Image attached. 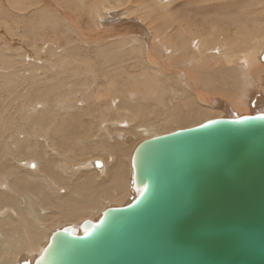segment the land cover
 <instances>
[{
    "label": "bare ground",
    "instance_id": "bare-ground-1",
    "mask_svg": "<svg viewBox=\"0 0 264 264\" xmlns=\"http://www.w3.org/2000/svg\"><path fill=\"white\" fill-rule=\"evenodd\" d=\"M4 11L62 53L29 90L0 75V264H34L54 230L80 234L134 199L140 141L264 112V0H0Z\"/></svg>",
    "mask_w": 264,
    "mask_h": 264
},
{
    "label": "water",
    "instance_id": "water-1",
    "mask_svg": "<svg viewBox=\"0 0 264 264\" xmlns=\"http://www.w3.org/2000/svg\"><path fill=\"white\" fill-rule=\"evenodd\" d=\"M131 165L134 199L54 230L34 264H264V112L142 140Z\"/></svg>",
    "mask_w": 264,
    "mask_h": 264
},
{
    "label": "rangeland",
    "instance_id": "rangeland-1",
    "mask_svg": "<svg viewBox=\"0 0 264 264\" xmlns=\"http://www.w3.org/2000/svg\"><path fill=\"white\" fill-rule=\"evenodd\" d=\"M58 6H60V5H58ZM12 11L16 12V14H17V13H19L20 10L18 11L17 9H15ZM20 14H25V16L30 15V13H28L26 11H22V12L20 11ZM1 15L5 19L2 16H0V41L2 40L0 43V53L3 52V54H5V55L8 54L6 56H8L9 60H11L12 58L13 59L11 61L8 60V63L10 64L9 68L6 69V67H5V69H3L4 67H1L0 75H4V76L10 75V77H11V75H13L14 78L17 77L16 81L18 84L17 85L18 89L20 90V88H21L22 90L26 91L27 89L25 90V88H28V90H29L30 86L32 87V86L38 85V83L40 81L47 79V78H50L55 73L61 71V67L57 66L56 63L54 62V60H55L54 56H56L57 52L62 53V50H61L62 48H61L59 42L53 37V35H51V36L50 35H41V37L36 36V39L38 40V42L35 44L34 40H33L32 41L33 43L31 44V42L29 40L26 41V39L24 38L23 26H21L22 23H20L17 15H15L14 13H12L10 11H4ZM117 18H120V15H118ZM16 19H17V21H16ZM3 21L4 22L6 21L7 23L6 22L4 23ZM6 25L12 26L14 30L12 31ZM4 39H5V41H4ZM41 43H42V46H41ZM5 46H7L8 48ZM31 46L33 47L34 50L32 49ZM7 51L9 53H6ZM15 51L17 52V55H16ZM35 51H38V52L35 53ZM10 57H11V59H10ZM23 63H24V65H23ZM11 64H13L14 66ZM17 64H18V66H17ZM27 64H28V66H27ZM32 65L35 68H33ZM33 69H35V70H33ZM32 70L34 71L33 74H31ZM18 71L20 73L16 74V73H18ZM26 71H29V72L26 73ZM6 72H7V74H5ZM33 75H36V77L39 78L40 80L37 79L35 76L33 77ZM29 76H31V77H29ZM42 77L43 78L45 77V78L43 79ZM29 79H31V80H29ZM27 80H28V82H27ZM20 81H21V83H20ZM31 81H32V84H30ZM33 81H35L36 83ZM37 81H38V83H37ZM28 84H29V87H26ZM19 85H20V87H19Z\"/></svg>",
    "mask_w": 264,
    "mask_h": 264
}]
</instances>
